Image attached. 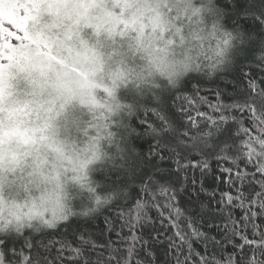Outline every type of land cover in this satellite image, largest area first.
Segmentation results:
<instances>
[{
  "label": "snow or ice",
  "instance_id": "obj_1",
  "mask_svg": "<svg viewBox=\"0 0 264 264\" xmlns=\"http://www.w3.org/2000/svg\"><path fill=\"white\" fill-rule=\"evenodd\" d=\"M65 2L26 0L22 18L0 22V264H264V75H257L256 69L241 72L242 87L234 86L231 95L218 89L212 93V102L200 95L198 86L190 96L176 94L195 78L191 77L179 85L170 81L172 86L151 89L145 97L154 105L151 108L142 102L145 98L121 103L115 90L127 82L126 73L117 72L110 84H102L95 79L103 71L102 60L87 68L77 66L79 53L72 41L87 42L78 31L79 20L74 22L76 28L71 23L64 25L59 5ZM216 5L210 10L215 17L211 35L217 41L218 58L210 64L196 63L193 73L211 76L205 69H215L226 61L229 66L234 53L246 43L256 45L260 53L257 65H264V0H223L222 7L216 0ZM241 15L256 22L253 32L240 30ZM230 16L237 19L227 30L224 21ZM117 23L137 30L134 20ZM88 26L97 33L101 27L90 22ZM146 27L140 24V37ZM157 27L160 39L168 46L177 43L166 36L171 25L158 20L153 31ZM182 28V24L176 26L181 44ZM50 70L55 72L57 96L45 100L36 89L49 82ZM260 71L264 73V68ZM21 81L32 89L31 97L24 101L18 98ZM98 87L106 94L103 100L96 95ZM77 101L90 112L102 110L94 120H104L102 126L89 123L96 135L89 137V145L83 150L69 148L56 130L57 122L66 121V110ZM205 105L211 115L199 110ZM114 113L119 116L114 117ZM141 114L144 118L139 120V127L143 131L136 133L130 121ZM245 123L252 125L251 129L244 127ZM112 124L125 145H117L119 161L113 174L123 171L125 175L124 179L117 175L111 191L102 197L92 186V174L99 167L96 161L102 158L98 147L101 132L109 138L116 134L109 130ZM232 126H238L235 134ZM133 134L148 138L147 151L128 146ZM218 134L223 139H217ZM214 152L221 153L217 163L230 161L236 170H214L218 175H213V183L226 190L217 188L205 194L209 163L193 154L211 157ZM195 170L204 179L198 181ZM129 175L140 182L134 190L135 204L127 213L118 211L105 219L107 241L98 244L84 233L72 240H35L33 234L46 238L47 230L70 226L72 217L98 218L93 214L104 205L112 206L111 202L130 196ZM32 185L42 187L38 197L31 194ZM49 185L53 187L49 189ZM85 187L89 193L86 197L81 192ZM12 188L23 190L25 195H11ZM78 197L81 211H65ZM181 204L191 205L192 210L179 207ZM52 205L50 213L41 210ZM153 209L156 219L149 215ZM236 210L243 215L236 218ZM17 242H22L19 249ZM54 243L59 247L54 248ZM160 248L163 259L157 254ZM229 248L226 257L218 258Z\"/></svg>",
  "mask_w": 264,
  "mask_h": 264
},
{
  "label": "clouds",
  "instance_id": "obj_2",
  "mask_svg": "<svg viewBox=\"0 0 264 264\" xmlns=\"http://www.w3.org/2000/svg\"><path fill=\"white\" fill-rule=\"evenodd\" d=\"M213 6H217L216 0H66L59 5L65 18L64 25L71 23L76 28L74 22L79 20L78 31L87 42L86 45H82L78 40L72 41L79 53L75 57L80 61L77 66L82 64L87 68L95 60H102L103 71L95 76L97 82L102 84H110L112 75L117 72L123 71L127 74V82H121L115 90L116 98L121 103L142 100L150 95V90L156 86L163 87L166 84L172 86L170 81L179 85L185 77L195 71L196 63L210 64L218 58L216 44L211 48L207 46L215 19L210 10ZM195 10H199L198 13ZM123 19L134 20L137 30L124 29L122 24L118 26L117 22ZM158 20L172 26L166 36L175 38L177 41L175 45L168 46L165 40L160 39L158 27L153 31ZM89 22L101 26L98 33L88 26ZM141 23L147 26L142 37L138 35ZM180 24L183 25L182 44L176 35V26ZM220 24L223 25L222 19ZM224 27L231 30L225 25ZM157 45L160 48H157ZM60 54H63L62 46ZM227 66L226 61L217 65L215 69L205 71L214 75ZM59 67L56 65L57 69ZM47 75L49 82L47 84L42 82L36 91L38 94L42 93L45 100H52L57 96V89L53 83L55 72L50 70ZM71 79L72 86L77 87L74 73ZM31 92V85L25 87L21 81L18 98L21 101L27 100L31 97ZM95 92L101 100L106 98L103 87H98ZM66 111L68 113L66 121L60 120L56 124L58 138L65 141L69 148L83 150L89 145V137L96 135V130L89 128V123L101 126L104 124L103 119L94 120V117H99L102 110L90 112L87 106L77 101ZM113 116L118 117L119 113H114ZM109 123L111 124V121ZM109 130L116 134L109 138L106 132H101L98 147L102 158L96 161L97 165L117 164L119 161L117 145L125 147L114 124ZM48 187L51 189L53 186ZM42 190L39 185L31 186V194L34 196L38 197ZM10 191L15 197L25 195L24 191L18 188H12ZM69 192L71 193V188ZM41 210L50 213L54 210V205ZM65 211L78 212L74 202L71 206H66Z\"/></svg>",
  "mask_w": 264,
  "mask_h": 264
},
{
  "label": "trees",
  "instance_id": "obj_3",
  "mask_svg": "<svg viewBox=\"0 0 264 264\" xmlns=\"http://www.w3.org/2000/svg\"><path fill=\"white\" fill-rule=\"evenodd\" d=\"M217 3L220 4V6H223V0H217ZM237 18L235 16H230L224 21L225 26L228 29H232L233 27V21ZM238 26L242 32L245 33H251L256 29V22L250 17L241 15L239 17ZM216 38L209 37L208 38V48H211L213 44H216ZM260 53L259 50L256 48V45L253 43H246L243 46L240 47L238 51H236L233 55V59L229 66L224 68L223 70L217 71L214 75L211 76H201L200 74L192 73L188 77H185L184 79L187 80L191 77H195L194 79H191V83L184 84V91L181 93H176L177 95H192V91L194 87L198 86L200 89V95L201 96H207L209 98V102L213 101L212 93L216 90H225L228 92V94H232L233 87H242V85H239V78L241 75V72H249L252 69H256L257 75H264L260 71L261 68H264V65H257V62L259 61ZM183 83V81H182ZM146 107L151 108L154 105L149 101L147 98H145L144 101ZM200 111H208L211 115V110L207 109V106L199 109ZM193 116H195V112H193ZM144 116L141 114L139 119L133 118L130 123L132 127L136 128V133H140L143 131V128L139 127V120L143 119ZM202 123V122H201ZM238 126H232L231 131L233 134L236 133ZM244 127L251 129L252 125L245 123ZM201 130L207 131L208 129L202 128ZM192 134V133H190ZM147 137L140 138L137 134H133L128 141V146L131 148H134L136 151H140L141 149L144 151H147ZM217 139H223L222 136L217 135ZM244 139L247 140L248 137L244 136ZM218 155H221V153L214 152L211 157H200L197 156V154H193L197 159H207L209 163V169L207 173V178L205 180V194L210 193L214 190L224 191L226 189L223 188V186L218 185V183L214 184L212 177L213 175H218L216 170L217 168H227V167H233L231 162L225 163L223 160H221L219 163L216 162V157ZM230 155V154H227ZM114 165H103L100 164L97 168L96 172L92 174V180L94 181L93 187L97 188V194L101 195L102 197L106 195L108 192L111 191V185L114 181H116L117 175L120 176L121 179H124V172H118L117 175H114L113 172L115 170ZM241 168H243V165H240ZM236 169L233 167V171ZM249 171L251 169H248ZM191 172V170H190ZM195 175L197 177V180L204 179L200 175L199 170H195ZM129 179V187L131 191V195L127 198L121 197L119 198V202L116 203V201L111 202L112 206L104 205L98 213L93 214L94 217L98 218H90V217H72L73 223L69 226L65 224L63 227H59L58 229H49L47 232L49 235L44 238L41 237L39 234H33L35 236L36 241H40L43 239L44 243H47L48 241H60V240H72L73 236L80 235L81 233L86 234V238L92 237L93 239H96V242L98 244H102L105 241L109 239L108 235V229L105 227L104 221L106 218H110L118 211H124L128 212L129 210L133 209V206L135 204V189H138L140 187L139 180H132L130 175L128 177ZM102 189V191H101ZM81 192L85 195H89L87 189H81ZM187 199V198H185ZM74 206L77 209V211H81L79 207V197L76 201H74ZM179 207H188L189 210H192L191 205L187 204H181ZM149 215L156 219L157 212L153 209L149 212ZM243 215V212L241 210H236L234 212V216L236 218H239ZM62 224L64 222H61ZM158 226V225H157ZM67 233L65 236L64 234ZM98 238V239H97ZM112 239H115L113 236ZM22 242H17L16 247L19 249L20 244ZM53 247H59V244H53ZM199 250V248H198ZM43 251V249H41ZM231 249L229 248L227 251L218 254V258H224L228 255V252H230ZM163 248L159 249V252L157 253L161 259H163Z\"/></svg>",
  "mask_w": 264,
  "mask_h": 264
},
{
  "label": "rangeland",
  "instance_id": "obj_4",
  "mask_svg": "<svg viewBox=\"0 0 264 264\" xmlns=\"http://www.w3.org/2000/svg\"><path fill=\"white\" fill-rule=\"evenodd\" d=\"M25 6L26 0H0V22L22 18Z\"/></svg>",
  "mask_w": 264,
  "mask_h": 264
}]
</instances>
